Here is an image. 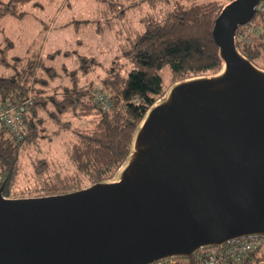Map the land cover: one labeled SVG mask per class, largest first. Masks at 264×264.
I'll use <instances>...</instances> for the list:
<instances>
[{
	"label": "water",
	"instance_id": "water-1",
	"mask_svg": "<svg viewBox=\"0 0 264 264\" xmlns=\"http://www.w3.org/2000/svg\"><path fill=\"white\" fill-rule=\"evenodd\" d=\"M263 1L223 7L219 70L166 90L112 178L48 196L1 187L0 264H158L264 239V68L236 43Z\"/></svg>",
	"mask_w": 264,
	"mask_h": 264
},
{
	"label": "trees",
	"instance_id": "trees-1",
	"mask_svg": "<svg viewBox=\"0 0 264 264\" xmlns=\"http://www.w3.org/2000/svg\"><path fill=\"white\" fill-rule=\"evenodd\" d=\"M32 1L0 0V16L22 18L25 13L21 7ZM102 1L106 3V13L124 7V3ZM159 1L160 4L171 3L170 0H149L154 6ZM183 1L174 0L173 8L161 20L153 17L144 20L143 31L132 39L123 54L130 64L128 70H124L120 58L106 68L99 91L107 93L108 109H103L95 99L92 82L81 84L78 70L69 74L68 84L53 86L61 74L46 65L44 59L39 56L26 61L16 59L19 69L10 76L0 77V109L21 112L13 125L0 120V188L4 196L64 194L85 187L83 176L89 184L112 178L129 154L137 125L166 90L177 81L211 75L219 70L223 61L212 31L225 5L218 1L188 5ZM124 11L125 8H121L120 12ZM252 21L249 26L264 25V11H258ZM236 43L256 65L259 59H264L263 36L251 37L248 43L236 38ZM70 54L56 50L47 60ZM79 58L80 72L84 75L98 65L93 57ZM0 63L7 65L5 51L0 52ZM166 67H169L170 77L164 85L161 72ZM70 114L92 119L89 126L74 127L66 118ZM46 120L58 128L72 129L75 139L70 144V159L76 174L51 173L49 161L40 159L33 165L39 184L26 191L19 190L23 157L29 149L37 147L40 140L47 138ZM195 257L178 260L176 264H195ZM230 264H264V250L258 248L248 253L242 262Z\"/></svg>",
	"mask_w": 264,
	"mask_h": 264
},
{
	"label": "rangeland",
	"instance_id": "rangeland-1",
	"mask_svg": "<svg viewBox=\"0 0 264 264\" xmlns=\"http://www.w3.org/2000/svg\"><path fill=\"white\" fill-rule=\"evenodd\" d=\"M111 1L124 3V7L106 13V3L102 0H33L21 7L25 13L22 18L0 16V52L5 51L7 59V65L0 63V77L10 76L19 69L16 59L26 61L39 56L45 60L46 65L56 68L61 74L57 82L52 83L53 86L68 84L69 74L78 70L81 84L92 82L95 85L94 90L99 91L102 88L100 80L106 75L107 67L112 61L120 58L124 70L129 69L130 64L123 54L132 39L143 31L144 20L149 17L161 20L174 5V0H170L169 4H160L159 1L155 6L149 0ZM210 1L227 5L232 0L183 2L189 5L192 2ZM121 8H125V11L120 12ZM85 21L88 22L84 23ZM56 50L71 54L47 60V56ZM80 56L93 57L97 60L98 65L91 73L84 75L80 72L82 66ZM257 64L263 68L264 59H259ZM161 74L163 84L167 85L170 77L169 67L164 68ZM66 118L74 127L89 126L92 119L79 118L73 114ZM46 127L47 138L40 140L38 146L29 149L30 151L23 157L24 167L18 185L19 190L26 191L39 184L33 165L40 159L49 161L51 173L76 174V168L70 159V144L75 139L72 129L58 128L49 120H46ZM82 185L85 187L90 185L84 176Z\"/></svg>",
	"mask_w": 264,
	"mask_h": 264
},
{
	"label": "built area",
	"instance_id": "built-area-1",
	"mask_svg": "<svg viewBox=\"0 0 264 264\" xmlns=\"http://www.w3.org/2000/svg\"><path fill=\"white\" fill-rule=\"evenodd\" d=\"M258 11H264V1L257 7ZM263 36L264 25L249 26L248 24L237 30L236 38L243 43L251 42V37ZM95 99L103 109H108L110 104L107 95L103 92L96 91ZM21 112L17 109L2 110L0 109V120L6 125L13 123L20 118ZM261 248L264 250V239L247 238L227 244L222 247H216L199 251L195 256V264H230L232 262L240 263L248 253ZM178 260H169L158 264H176Z\"/></svg>",
	"mask_w": 264,
	"mask_h": 264
}]
</instances>
